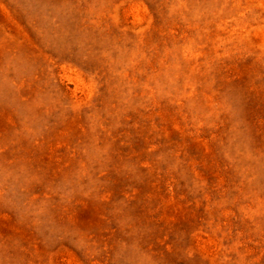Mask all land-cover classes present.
Listing matches in <instances>:
<instances>
[{
    "label": "rangeland",
    "instance_id": "374dc122",
    "mask_svg": "<svg viewBox=\"0 0 264 264\" xmlns=\"http://www.w3.org/2000/svg\"><path fill=\"white\" fill-rule=\"evenodd\" d=\"M0 264H264V0H0Z\"/></svg>",
    "mask_w": 264,
    "mask_h": 264
}]
</instances>
